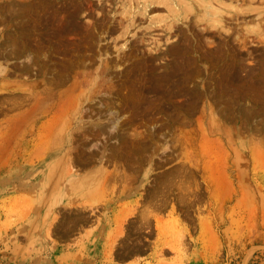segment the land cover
Segmentation results:
<instances>
[{"label": "rangeland", "instance_id": "obj_1", "mask_svg": "<svg viewBox=\"0 0 264 264\" xmlns=\"http://www.w3.org/2000/svg\"><path fill=\"white\" fill-rule=\"evenodd\" d=\"M6 147L0 264H264V0H0Z\"/></svg>", "mask_w": 264, "mask_h": 264}, {"label": "bare ground", "instance_id": "obj_2", "mask_svg": "<svg viewBox=\"0 0 264 264\" xmlns=\"http://www.w3.org/2000/svg\"><path fill=\"white\" fill-rule=\"evenodd\" d=\"M180 4H181V3H180ZM14 120H15V119H14ZM19 120H20L19 117L16 118V121H17V127H18V128H20V126L18 125V121H19ZM14 128H15V127H14ZM18 128H16L17 131H15L17 134L21 133V130H19ZM11 132H12L13 134L15 133L14 130H12ZM11 132H10V130L8 131L9 135H10ZM12 133H11V134H12ZM6 134H7V133H6ZM10 136H11V135H10ZM10 136H8V138H10ZM12 136H13V135H12ZM6 138H7V136H6ZM12 139H13V138H12ZM7 140H8V139H7ZM7 140H6V144L8 145L9 142L7 143ZM10 140H11V139H10ZM3 144H4V143H3ZM4 145H5V144H4ZM45 145H46V144H45ZM1 146H2V145H1ZM9 146H10V145H8V147H9ZM42 147H43V146H42ZM41 149H42V148H41ZM7 150H8L7 147H6L5 149H0V162H2V158H3V157L1 156L2 153L7 152ZM2 151H4V152H2ZM8 151H9V150H8ZM95 234H96V233H95ZM94 241H95V240H94Z\"/></svg>", "mask_w": 264, "mask_h": 264}]
</instances>
